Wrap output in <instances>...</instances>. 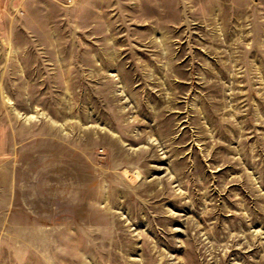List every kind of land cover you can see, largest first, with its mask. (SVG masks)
Returning <instances> with one entry per match:
<instances>
[{"label":"rangeland","instance_id":"374dc122","mask_svg":"<svg viewBox=\"0 0 264 264\" xmlns=\"http://www.w3.org/2000/svg\"><path fill=\"white\" fill-rule=\"evenodd\" d=\"M0 264H264V0H0Z\"/></svg>","mask_w":264,"mask_h":264},{"label":"built area","instance_id":"2783aa9c","mask_svg":"<svg viewBox=\"0 0 264 264\" xmlns=\"http://www.w3.org/2000/svg\"><path fill=\"white\" fill-rule=\"evenodd\" d=\"M76 0H61L62 3L64 4H73Z\"/></svg>","mask_w":264,"mask_h":264}]
</instances>
